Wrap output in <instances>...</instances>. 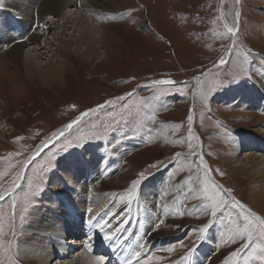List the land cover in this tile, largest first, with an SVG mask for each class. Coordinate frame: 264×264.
I'll return each instance as SVG.
<instances>
[{"label": "rangeland", "instance_id": "374dc122", "mask_svg": "<svg viewBox=\"0 0 264 264\" xmlns=\"http://www.w3.org/2000/svg\"><path fill=\"white\" fill-rule=\"evenodd\" d=\"M97 1L86 22L101 23L105 42L97 37L91 55L84 46L75 49L71 40L83 21L70 18L64 28L57 21L48 56L37 60L56 63L60 80L44 83L38 73L25 76L12 59L24 24L11 13L12 3L0 0V192L12 189L0 200L5 216L0 264L22 262L17 238L34 208L55 206L54 197L70 196L72 189L93 196L92 186L111 191L107 202L120 226L113 237L120 247L119 240L129 242L127 260L136 253L133 245L143 244L144 264H224L244 245L234 264H264V240L257 234L223 242L234 235L230 219L242 226L233 197L264 217V178L246 160L234 171L237 158H232L241 139L253 138L245 130L264 127L259 119L264 118V0ZM31 15L27 31L38 20L36 9ZM225 24L238 29L235 38ZM164 80L175 84L154 83ZM106 101L112 103L65 129L81 112ZM101 162L105 166L96 169ZM85 167L89 175L80 174ZM205 168L229 201L215 217L201 191ZM134 180L139 183L133 189ZM210 220L204 239H197ZM95 253L104 263L110 258L105 245Z\"/></svg>", "mask_w": 264, "mask_h": 264}, {"label": "bare ground", "instance_id": "6f19581e", "mask_svg": "<svg viewBox=\"0 0 264 264\" xmlns=\"http://www.w3.org/2000/svg\"><path fill=\"white\" fill-rule=\"evenodd\" d=\"M9 2L12 3L10 6H14L16 10L11 13L19 15L24 24L22 27L23 32L20 35V41L12 48V52L10 53L12 59L15 61L17 60L16 62H18L21 72L27 77L33 78V76H36V73H38L39 76H43L44 83L45 80L47 82L52 81L53 83L60 80V70L56 63H50L49 58L48 61L43 63H40L41 60H37L42 58V56L46 58L47 53L45 54V51L48 48L49 33L51 28H56L55 23L57 21H59V27L61 28H64V23L70 21V18H78L83 21V23L79 25V33H74L72 37L73 40H71V45L75 44V49L84 46L86 53L91 55V50L94 49V42L97 37L100 43L101 41L105 42L103 34H100L101 32L99 31L100 28L98 25H101V23H99V21H91L92 24L86 22L89 14L95 13L96 9L99 7L97 0H33L32 4L31 1L26 4H20L19 0H17V2L16 0H9ZM77 5L81 6L78 7ZM82 5L84 7H82ZM70 8H73V10ZM33 9L37 10L38 20L33 23L34 25L32 27L28 25L29 29L30 27L32 28V31H27V23L30 21L31 23L33 22V16L31 15ZM79 10L83 15L77 12ZM23 37H25V39H23ZM41 38H43L44 41L42 45L40 43L42 40ZM26 42L28 43V47L25 48ZM39 51L42 52L39 53ZM56 56L59 57L58 55ZM98 58H101V55ZM56 60L57 59H54L53 61L57 62ZM60 69L62 70L61 65ZM259 119L262 121L264 120L263 116H260ZM262 121H260V123H262ZM245 133H248L253 138L241 139V147L237 144L238 148L236 146L235 149H233L235 157L232 158H237L233 169L234 171H239L242 168L240 165L244 164L243 161L246 160L250 165H254V170L259 169L257 176L264 178V152H262V155L257 156L253 152H251L253 154H249L247 151H244V149L249 150V147L261 148V150L264 151V127L262 125L260 126L258 123L252 129L245 130ZM40 146L39 144L38 147ZM243 151L244 153H242ZM233 159L231 161H234ZM104 166L105 164L101 162L97 165L96 169H101ZM89 173L88 167L80 171L81 175H89ZM106 187L107 186L98 188L92 186V189L90 188L88 192H92L93 196H88L90 194L87 195L85 193V195H83L80 190L72 189L71 195L69 194L70 196H65L66 194L64 195L62 193L56 195L54 197L55 206L51 204L52 206L34 208L28 216L24 227L20 230L21 235L17 238L16 249L22 261L21 263L50 264L52 261H56L52 264H96V261L99 260L101 264H110V259L113 257L119 261L120 264H128L129 261H131V264H144L143 258L145 252L141 248H138L140 245H133L132 248L135 252H140V256L133 259V257H135V255H133L128 257L127 260L124 248L126 245L130 246V244H128L129 242H121L119 240V242L122 243L120 247L118 241L114 239L105 240V235L113 236V233L116 234V230L120 229V226L115 222V218H113L116 213L112 211V207L109 209V203L107 201L111 191L106 189ZM195 194L199 197L198 199H200L199 193L195 192ZM255 194L261 195L258 191H256ZM97 225H101V227ZM80 229H83L81 233L79 232ZM76 232L79 233L76 234ZM118 233H120V231ZM66 236H69V238H66ZM80 236H86L83 237L84 242L82 239H73V237L78 238ZM85 243L91 244V253H89L85 247L79 250L80 246H84ZM103 245L107 247L110 253V258L107 263L103 262L104 257L102 255L95 253V250L100 246L103 247ZM124 261H126V263H124Z\"/></svg>", "mask_w": 264, "mask_h": 264}, {"label": "snow or ice", "instance_id": "6c2138e0", "mask_svg": "<svg viewBox=\"0 0 264 264\" xmlns=\"http://www.w3.org/2000/svg\"><path fill=\"white\" fill-rule=\"evenodd\" d=\"M238 2L239 0H237V3ZM238 15L239 14H237V16ZM225 28H226L227 34H230L232 38L236 37V33L238 29L234 27H230L227 24H225ZM219 63L220 64L224 63L223 58L219 60ZM154 83L172 84V85L175 84V82L170 81V80L156 81ZM216 83L219 84L220 82H216ZM119 99H123V97H120ZM110 103H112V101H106L105 104H99L94 108H90L86 110L85 112H81L80 115L76 117V119L72 120L69 124L65 125V129L72 128L73 125L77 124L82 118L89 116L91 113H95L100 109H103L107 104H110ZM189 119H191V116H189ZM63 135H64V132L61 131L59 133V136H63ZM56 137H57V133H53L52 138L54 139ZM48 142L50 143L51 140H49ZM189 147H191V144H189ZM9 155H12V154H9ZM176 155L179 156L180 154L176 153ZM25 163L27 162L25 161ZM200 165L201 166L204 165V161L202 157L200 158ZM3 175L4 173L0 172V176H3ZM20 175H21L20 173H17L16 177L13 179L12 181L13 187H15L16 179H18ZM140 175L141 177H143V173H141ZM204 177L205 179L202 181L203 187L201 188V191L210 201V204L206 205V210L210 209L211 215L215 217L218 212H220L222 209L227 207L229 201L224 198V195L222 194L221 186L217 184L215 181L211 180V178L208 176L207 168L204 169ZM138 183H139L138 180L132 181V188L134 189ZM11 191L12 189H7L3 192H0V200L4 199L5 195L9 194ZM129 191L131 192V189ZM223 191L225 193L230 192V190H223ZM231 206L233 208H238L240 210L239 217L242 222V226H241V223H238L236 220L230 219V223L233 225V227L230 228L229 231L234 233V235H230L228 239L224 240L223 242L225 244L229 242H233L236 237H246L248 240H251L254 233L257 234L261 240H264V217L257 215L254 211L248 209L244 204H242L239 200H236L234 197L232 198ZM25 211H27V209ZM21 219H23V217H21ZM4 223H5V216L3 213H0V235H3ZM211 223L212 221L210 220L207 224L199 228L198 231L200 235L197 237V239L199 240L204 239L205 233L207 229L209 228V226L211 225ZM97 226L101 227V225H97ZM156 227L157 228L160 227V224H157ZM113 239H114L113 236L105 235V240H113ZM116 239H118V237H116ZM2 245H3V241L0 240V251H3ZM84 247L85 249H87L89 253L92 252V246L90 243L85 244ZM140 247L141 249H144L143 244H141ZM243 247L244 245H242L241 248L236 249L235 251H232L229 254V256L226 258L224 264H234L233 258L238 256L239 252L242 250ZM173 250L174 249L172 247H169L167 249L168 252H172ZM193 250L194 249H191L189 253L185 257H183V259L185 260L188 259L189 256L191 255V251ZM139 256H140V252H136L135 257H133V259ZM149 259H152V258L149 257ZM157 259H159V257H157ZM260 259L264 260V256H261ZM96 264H101V261L97 260ZM128 264H131V261H129Z\"/></svg>", "mask_w": 264, "mask_h": 264}]
</instances>
